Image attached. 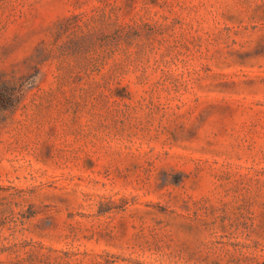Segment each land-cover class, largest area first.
<instances>
[{
  "label": "rangeland",
  "instance_id": "rangeland-1",
  "mask_svg": "<svg viewBox=\"0 0 264 264\" xmlns=\"http://www.w3.org/2000/svg\"><path fill=\"white\" fill-rule=\"evenodd\" d=\"M0 264H264V0H0Z\"/></svg>",
  "mask_w": 264,
  "mask_h": 264
}]
</instances>
